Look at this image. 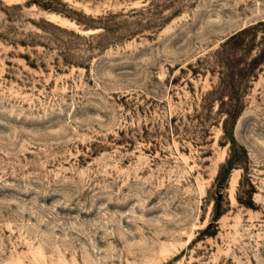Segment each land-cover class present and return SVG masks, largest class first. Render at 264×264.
<instances>
[{"label": "rangeland", "instance_id": "obj_1", "mask_svg": "<svg viewBox=\"0 0 264 264\" xmlns=\"http://www.w3.org/2000/svg\"><path fill=\"white\" fill-rule=\"evenodd\" d=\"M0 264H264V0H0Z\"/></svg>", "mask_w": 264, "mask_h": 264}, {"label": "trees", "instance_id": "obj_2", "mask_svg": "<svg viewBox=\"0 0 264 264\" xmlns=\"http://www.w3.org/2000/svg\"><path fill=\"white\" fill-rule=\"evenodd\" d=\"M232 112L233 113H231V115H230L231 117H233V115H234L235 112L237 113V111H235V110L234 111L232 110ZM223 132L226 133L225 124H223ZM235 156H236L235 153H229L228 158L226 159V167L230 168L231 164L233 163V160H234V157ZM221 170H223V168H221ZM214 215L215 216L217 215V212L216 211H214Z\"/></svg>", "mask_w": 264, "mask_h": 264}]
</instances>
